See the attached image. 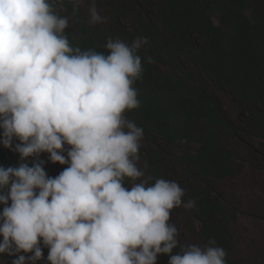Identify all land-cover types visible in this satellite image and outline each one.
I'll use <instances>...</instances> for the list:
<instances>
[{
  "label": "clouds",
  "instance_id": "obj_1",
  "mask_svg": "<svg viewBox=\"0 0 264 264\" xmlns=\"http://www.w3.org/2000/svg\"><path fill=\"white\" fill-rule=\"evenodd\" d=\"M57 2L0 0V142L19 141L20 160L0 166V255L35 264L43 246L47 264H156L161 254L168 264H226L212 240L172 254L171 211L193 202H183L175 181L141 179L143 129L125 113L140 106L133 85L148 39L109 38L106 55L81 50L70 44ZM101 22L93 0L89 23ZM41 153L68 167L49 177L44 161L29 166Z\"/></svg>",
  "mask_w": 264,
  "mask_h": 264
},
{
  "label": "trees",
  "instance_id": "obj_2",
  "mask_svg": "<svg viewBox=\"0 0 264 264\" xmlns=\"http://www.w3.org/2000/svg\"><path fill=\"white\" fill-rule=\"evenodd\" d=\"M120 1L123 4L111 6L115 22L105 32L89 23L80 0H58L68 17L69 42L106 55L104 45L109 38L128 44L138 37L148 39L137 52L143 74L133 85L140 106L125 113L143 129L149 143L148 148H139L145 180L149 185L158 178L177 182L174 168L179 170L186 177L182 200L193 202L204 246L215 241L214 246L226 252V264H238L232 258L236 251L232 226L241 211L216 184L237 170L236 154L225 145L227 141L242 131L264 140V0H153L133 18L132 27L125 25L122 11L127 14L139 0ZM148 57L152 63H147ZM208 81L234 100L243 114L242 126L227 116ZM64 148L67 154L70 146ZM36 159L41 160L29 158V166ZM19 163V157L11 158L0 142V166L7 169ZM66 167L55 168L44 161L49 177ZM124 183L131 186L127 179ZM169 222L173 224L172 214ZM180 246L184 245L178 240L172 254ZM42 251L43 257L35 264H47L48 249L42 246ZM168 260L163 255L160 264Z\"/></svg>",
  "mask_w": 264,
  "mask_h": 264
},
{
  "label": "rangeland",
  "instance_id": "obj_3",
  "mask_svg": "<svg viewBox=\"0 0 264 264\" xmlns=\"http://www.w3.org/2000/svg\"><path fill=\"white\" fill-rule=\"evenodd\" d=\"M114 1H116V4H112L108 0H94L96 10L103 21L94 25L105 32L110 30L115 22L111 6L123 4L120 0ZM152 1L139 0L133 4L132 8L127 9V14L123 10L122 20L125 25L129 24L126 26L132 27L133 18L137 16V13H141V8L143 10L149 8V3ZM92 3L93 0L90 3L80 0V4L88 19L89 8ZM56 9L59 15H66V10L62 3L58 2ZM186 63L189 68H194L190 60H187ZM208 82L211 93L222 103L227 116L236 125L242 126L243 114L234 100L228 94L219 90L212 81ZM17 143V140L14 139L12 146L7 148L4 146L14 160L19 157V154L14 150ZM225 145L236 154L237 170L232 177L218 181L216 186L220 191L225 192L228 201L241 211L239 220L232 226L234 244L236 246V251L232 254V258L238 264H264V140L256 138L248 131H242L239 137L227 141ZM140 147H149V143L144 137L140 141ZM64 155H67L66 152H64ZM38 158L55 168H59L62 165L50 161L48 153H41ZM138 167L144 172L143 163L141 164L138 161ZM174 169L178 174L177 183L183 189L186 177L183 174H179V170ZM141 179L145 180V173ZM245 193L246 195L244 196ZM171 214L173 216V224L178 233L177 239L184 246L195 244L204 247L199 230V222L193 214L192 207L185 208L181 206L174 208ZM162 256L163 254L158 255L156 264L161 263ZM16 258V256L6 254L0 255V264H12V261Z\"/></svg>",
  "mask_w": 264,
  "mask_h": 264
},
{
  "label": "bare ground",
  "instance_id": "obj_4",
  "mask_svg": "<svg viewBox=\"0 0 264 264\" xmlns=\"http://www.w3.org/2000/svg\"><path fill=\"white\" fill-rule=\"evenodd\" d=\"M251 187V186H250ZM254 187V186H253ZM256 188V187H255ZM251 194V193H250ZM261 194V193H260ZM243 195V194H242ZM246 195V193L244 194V196ZM252 195V194H251Z\"/></svg>",
  "mask_w": 264,
  "mask_h": 264
}]
</instances>
